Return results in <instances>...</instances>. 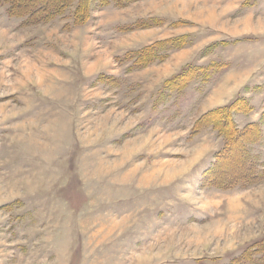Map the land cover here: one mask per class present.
Wrapping results in <instances>:
<instances>
[{"label":"rangeland","instance_id":"374dc122","mask_svg":"<svg viewBox=\"0 0 264 264\" xmlns=\"http://www.w3.org/2000/svg\"><path fill=\"white\" fill-rule=\"evenodd\" d=\"M77 1L0 2V264H264V0Z\"/></svg>","mask_w":264,"mask_h":264},{"label":"trees","instance_id":"16d2710c","mask_svg":"<svg viewBox=\"0 0 264 264\" xmlns=\"http://www.w3.org/2000/svg\"><path fill=\"white\" fill-rule=\"evenodd\" d=\"M76 0H0L1 3H4L7 5V11L12 15H18L25 17L28 22H45L49 21L55 16L62 15L66 12L67 9H69L71 6L74 5ZM96 0H78L77 5L73 12V21L76 25L85 23L89 17H90V10L92 3ZM101 5H106L110 3L111 1H114L115 3L122 5L127 4L129 2H132L133 0H98ZM162 42H155L153 45H159ZM152 45V46H153ZM153 55H148L147 52L143 53L139 59L138 62H149L152 60ZM188 73H192L191 70H188L186 72H183L176 77L174 83L180 85L184 83L188 79ZM234 106V105H233ZM221 111H223V114L226 116H231L229 108H221L215 111H212L211 114H217L220 115ZM226 118L225 116L223 117ZM215 126L222 130L223 126L219 125L218 123H215ZM254 125L250 124L246 127L245 131L248 129H251ZM228 141V146L231 145L235 140L232 142V135L226 136ZM232 146V145H231ZM218 161V166L220 165L219 162L223 159ZM262 173L264 174V169L262 170ZM253 168L248 173L247 176H253Z\"/></svg>","mask_w":264,"mask_h":264}]
</instances>
